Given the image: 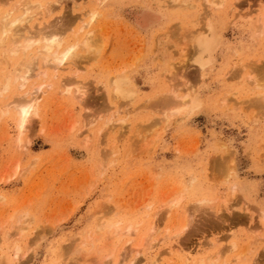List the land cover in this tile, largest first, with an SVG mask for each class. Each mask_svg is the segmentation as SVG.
<instances>
[{"label":"rangeland","instance_id":"1","mask_svg":"<svg viewBox=\"0 0 264 264\" xmlns=\"http://www.w3.org/2000/svg\"><path fill=\"white\" fill-rule=\"evenodd\" d=\"M29 2L52 4L53 11L30 21L24 34L60 23L69 45L91 29L97 52L90 58L80 50L75 65L32 75L24 90L46 93L21 147L13 107L0 116V264L18 247L14 264H115L132 248L127 240L139 245L152 221L155 246L145 250L144 243L140 264H181L177 245L200 260L214 253L219 239L237 249L216 264H264V109L258 108L264 102V0H223L209 10L204 0ZM6 3L0 10L19 0ZM91 10L98 16L81 33L77 28ZM209 28L214 48L201 69L195 41L211 38ZM11 66L0 65L2 80ZM121 73L132 92L127 99L115 98L110 85ZM73 76L85 91L81 102L62 92L61 83ZM17 88L0 95V108L20 96ZM169 91L177 100L188 97L189 108L179 114L163 109ZM179 198L178 208L162 217L160 206ZM201 200L212 209L191 215ZM184 210L190 224L176 235ZM117 223L123 231L139 224L137 234L109 239L98 232L99 224ZM233 255L242 256L233 262Z\"/></svg>","mask_w":264,"mask_h":264},{"label":"bare ground","instance_id":"2","mask_svg":"<svg viewBox=\"0 0 264 264\" xmlns=\"http://www.w3.org/2000/svg\"><path fill=\"white\" fill-rule=\"evenodd\" d=\"M3 1L2 0L0 1L1 4H5V2L10 3L11 0L10 1L6 0L5 2H3ZM93 1H95V0H93ZM178 1L179 0H172V3L178 2ZM16 2H18V1H16ZM204 2H206L207 6H208V10H209L210 7L212 8V6L217 9V7H219V6H221L223 4V0H204ZM7 3H6V5H9ZM6 5H4L3 7H5ZM51 6H52V4L51 5H48V4H46V5L37 4L36 5V4L30 3L29 0H21V1L19 0V3L12 4V6H10L8 10H4V11H3V9L0 10V63L1 64L4 63V66L8 65V64H12L13 65V66H11V68H13V70L10 72V74L8 72H6L8 74L5 76V78L3 80L0 78L2 80L0 82V84H1L0 95H3L4 93H6L8 91L10 92L11 88H13V87H18L17 89L19 91H22L20 93V96H18V97L16 96V98H15L16 100L14 99V100H12L13 102L12 101L9 102V105L6 104L2 108H0V116L6 115V113H8V111L10 110L9 107L10 106L13 107V111L15 112V115L17 117V124H16L17 125L16 128H17V131H18L17 132L18 133V139L17 140H18V143H19L20 147H21V144L24 141L23 138H24L25 132H27V125L29 124V122H31L30 119L32 117L38 116V109H39L38 101L42 97V94L45 92V91H42V88H44L45 86L44 87L40 86L41 88L39 90H41L42 93H40V95L38 94V96L35 95L36 93L34 94L35 95L34 96L33 95L34 92H28L27 90L25 91L24 89L26 88V85H27L28 81L30 80V78L33 77V76L39 77L40 75H44L45 76L47 74V72L46 71L42 72L41 69H43V68H46V70L50 69L54 73H56V71H59V69L62 70L63 67L67 68L70 65H72V66L75 65L74 61H76L77 58H79L78 52L80 50H83V52H86V54L89 53L90 54L89 56L91 58V54H93V52L96 50L95 48L97 46V44H96L97 42L94 39V32L91 29L86 31V32L83 31V29H85V27H87L88 25H91V23L94 22L95 18H97V16H98L97 12L92 11V10L90 12H87V13H89V19H88L87 23L86 24L82 23L80 28H77V30L79 29V31L81 33L84 32V34L81 35L80 32H79L80 34H77L79 36L81 35L80 36L81 40H79V39H78V41L76 40V43L69 44V45L65 44V41H63V39H62V34L65 32V30L62 31L61 28L57 29L58 26L60 25V23H59V25L57 24L58 26H57L56 29H54V27H55L54 24L52 25L54 27H50L49 26L50 24H49L46 27L45 26L42 27L43 29H40L41 27L38 28L39 30L37 28H35L36 31L30 33L31 31L29 29L28 30L26 29V26L28 25V23L30 21H35V20L38 21L39 19H43L41 17L50 16V14L53 11ZM49 21L50 20H47L46 22L49 23ZM46 22H45V24H47ZM51 23H54V22L51 21ZM80 24H81V22H80ZM41 25H42V23H41ZM34 26H37V24L34 25ZM29 27H30V25H29ZM24 30H27V32L30 31L29 32L30 34L29 33L28 34H24ZM208 31H209V35H212L211 34V28H209ZM27 32H25V33H27ZM75 36H76V34H75ZM207 36H199L196 39V41H195L196 48H197V51H198L197 53H198V55H200V60L198 61V64H200L199 66H201L200 67L201 69L203 68L204 56L205 55L210 56V53H211V51L214 48L213 35L211 36V38H208ZM192 40H193V38H192ZM34 47H37L36 48L37 49V51H36L37 57H33L32 56L33 51H34L33 50ZM91 50H93V51H91ZM96 52H94V53H96ZM198 58H199V56L197 57V59ZM206 59H208V58H206ZM36 60H39V64H40L39 66L36 63ZM1 67H3V66H1ZM172 68L173 67L171 66V68H169L168 70L170 71V69H172ZM5 69H6V67H5ZM79 69H80V67H79ZM34 71H37L35 75L33 74ZM169 71H168V74L170 73ZM2 73H0V76L2 75ZM56 75L57 74H54L53 76L55 77ZM170 76H172V75H170ZM170 76H169V78H170ZM248 76L250 77V75H248ZM74 77L75 76H73V78H69L68 80L66 79L65 81H63V83H61L62 84V92H64L63 94H67V95L71 96L72 99H74L75 101L79 100L81 102L82 97L85 95V93H84L85 91H83V89H82L83 87L82 86L80 87V84L77 85L76 84L77 82L73 83V81L76 78V77L75 78ZM111 79L112 80H111L110 85H111V89H112V92H113L115 98L117 97L119 99H127V98L131 97L132 92H131V89H130V86H129V82L126 79L125 75H122V73L121 74H117L116 76H114V78H111ZM170 82H171V80H170ZM174 86H176V85H174ZM49 87H51V85H47L46 86V88H49ZM46 88H45V90H47ZM37 90L38 89H36L34 91H37ZM31 91H32V89H31ZM174 92L168 93V94H171L172 96H169V97L166 96L167 98H165V96H164L165 99L163 98L161 103L164 106L163 109L165 107H167L166 110H170V111H173L174 113L179 114L183 109H185V107H187L186 104H188L187 103L188 97L185 100H184L185 97H180V99L177 100L178 97L175 94L177 92H175V93ZM190 93H192V92H190ZM30 95L31 96L33 95L34 97H29ZM259 96H261V95H259ZM263 98H264V96L262 97V99ZM259 100H260V98H259ZM258 102L260 103V104H258V108H260V110L261 109L263 110L264 109V102L263 103H261V101H258ZM256 103H257V101H256ZM189 104L191 105V107L194 106L195 105V100H192V102H189ZM187 108H189V107H187ZM173 112H170V113L173 115ZM126 113H128V112H126ZM177 114H174V115H177ZM172 115L170 117H172ZM165 118H167V117L165 116ZM168 119H169V115H168ZM109 120L111 121L112 118L109 119ZM120 122L125 123L124 120H120ZM112 123H110V124H112ZM155 123H157V122H155ZM116 124H118V123H116ZM103 125L107 126L105 124H103ZM118 125H120V124H118ZM104 126H102V127H104ZM28 127H29V125H28ZM102 127H100V128H102ZM121 127H123V126H121ZM86 128H87V126H86ZM108 128H111V126L108 127ZM113 128H115V127L113 126L111 128V132H113ZM103 129L104 128H102V130ZM98 130H100V129H98ZM117 131L120 132V129L118 128ZM117 131H116V134H118ZM98 132H100L99 134H101V131H98ZM139 135H137V136H139ZM225 151H226V149H225ZM17 165H18V163H17ZM1 198H3V197H1ZM179 204H180V198L178 200H176L175 202H171L170 204H168L166 202V203H164V205L162 204V206H160V207H161V210L165 207V209H163V210H166L167 212L163 211V212H166V213H163L162 211H159V213L161 212V216L162 217L166 216V215H167L166 217H168L171 214L172 210H175L176 208H178ZM212 205H213V203H212ZM212 205H210V202L207 201V200H201L193 207V210L191 211V215H192V212H201L202 210H204L203 208H205V207L212 209L211 208ZM186 211L183 212L182 221H181L182 223H181L180 229L176 233V235H178L179 232L184 231V229H186L189 226V224H190L189 223L190 219L188 220L189 213H188V211L187 212ZM162 213H163V215H162ZM18 216H20V215H18ZM25 216H27V214ZM156 217H153V218H156ZM20 220L18 219L19 222H21ZM138 225L139 224L125 226L124 231H123V228L121 230V228L119 227L118 223L115 224V225H112V224L111 225H108V224L107 225H100L99 224L97 229H98V232L104 231V232H107L108 234H110V236H109L110 238L109 239H111V237H113L112 239H115L116 237L122 236V235H127V236L136 235L137 234ZM148 226L149 227H148L147 232L143 235V237L141 236V238L138 239L139 240V243H138L139 245L135 244V242H134L135 239H133L134 237H132V239L129 238L127 240V242L131 243L132 248H129L130 250L126 249L128 251L126 253H124L125 255L121 254L122 256L123 255L124 256L121 257V255H120V257L122 259L121 260H117V262L115 264H140L139 263L140 260L138 259L137 256L142 254L141 250H142V247L144 246V243L148 244V245L145 246L146 247L145 250L154 248L155 243H154V240L151 239V237H152V234H153L154 230L156 229V223L154 225V222L152 221V223H150V225H148ZM16 228H17L16 230L18 231L17 233H22L24 231L23 227L20 226V225H17ZM96 232H97V230H96ZM96 232H94V233H96ZM95 235L99 236L100 234H95ZM84 243H86V241ZM212 244H213V247L215 248V251H213L214 253L209 255V256H207L206 258H201L200 260L193 259L191 254L189 252L185 251L180 245H177V248H174L176 250V253H177L178 257H176V255L174 254V252L171 249H166L164 253L167 256L169 255V257H172V259H170V261L171 260L174 261L176 258H179V261L181 262V264H203V263L207 264V262L209 264H216V262H218L220 259L223 260V263L226 262L225 257L228 254L235 252V250L237 249V244L235 242H231L228 245H221L220 239H219V240H217V242H213ZM127 247H128V245H127ZM72 249L70 251L68 250V252L70 253L72 251ZM19 251H20V248L19 247L16 248L14 253L12 252L13 254H12L11 260L7 261L5 264H14V263H16L18 261V257H20V256H18ZM125 251H124V249H122V252H125ZM111 254H113V250L110 251L108 256L111 255ZM241 256L242 255H236L234 257V255H233V257H234L233 262H235V261L238 262ZM3 258H4V256L2 257V259ZM6 258H7V256H6ZM3 260H5V259H3ZM74 260H76V259H74ZM161 260H162V254L159 255V257L157 258V260H155V262H159ZM171 264H174V263H171Z\"/></svg>","mask_w":264,"mask_h":264}]
</instances>
